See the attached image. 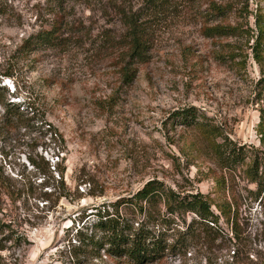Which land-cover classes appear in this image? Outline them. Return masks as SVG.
Instances as JSON below:
<instances>
[{
  "label": "rangeland",
  "instance_id": "rangeland-1",
  "mask_svg": "<svg viewBox=\"0 0 264 264\" xmlns=\"http://www.w3.org/2000/svg\"><path fill=\"white\" fill-rule=\"evenodd\" d=\"M257 14L264 0H172L164 15L143 20L148 51L126 85L127 33L107 0H0V264H128L89 243L102 237L94 226L104 212L143 225L161 246L147 264H264V185L221 169L178 115L193 112L264 151L256 132L264 67L250 48ZM54 25L55 47L23 50ZM219 26L236 33L205 30ZM8 103L20 118L5 119ZM58 165L69 196L44 200L58 186ZM217 178L236 212L234 231L223 221L209 230L162 204L144 213L120 204L154 179L213 198Z\"/></svg>",
  "mask_w": 264,
  "mask_h": 264
},
{
  "label": "trees",
  "instance_id": "trees-1",
  "mask_svg": "<svg viewBox=\"0 0 264 264\" xmlns=\"http://www.w3.org/2000/svg\"><path fill=\"white\" fill-rule=\"evenodd\" d=\"M115 6L118 15L121 16L126 29L129 42L128 58L122 69V78L126 85L133 82L136 76V69L132 68V64L137 62L144 63L148 51L147 47V30L146 23L143 21L147 17H161L164 15L168 7L172 4V0H139V7L134 10L130 7L133 0H107ZM129 4V5H127ZM57 2V6H62ZM255 26L257 34L253 35V45L251 50L253 57L261 67H264V15L257 14L255 17ZM54 27V28H53ZM52 30L38 33L27 39L22 48L24 51L35 50L34 47H55L57 45L56 28ZM206 31L213 32L212 37H229L234 35L235 31H229L225 27L206 28ZM232 32V33H231ZM5 78L11 77V73H5ZM1 87L0 91L3 90ZM31 113L35 116L38 110L33 104H30ZM3 110L6 115L5 119L10 122L12 117L20 118L22 115L16 107L15 103L3 104ZM183 123L191 129H195L207 143L209 152L213 156L217 165L226 171L241 170L248 181L258 187L264 185V151L257 150L246 145H239L228 138L222 131L221 127L213 125L210 121H199L193 112L187 110L178 114ZM260 120L256 127V132L259 136L260 144L264 146V109L260 110ZM52 129V126H49ZM54 138L59 144H64L63 136L54 131ZM59 149L60 145H59ZM62 150V149H61ZM58 179L51 176V180L58 183V186H53L55 193L48 195L44 193L43 199L50 200L51 196L58 194V197L67 198V187L64 183V171L58 168ZM50 170V167H47ZM216 190L214 197L206 196L201 192L196 193H178L166 186L163 182L154 179L148 181L142 189H140L131 198L122 201L120 204H125L126 207L134 208L135 210L144 213L151 206L162 204L166 212L172 216L192 214L191 223H198L201 226L213 227L219 229L221 221L232 226L233 231L237 227L235 219L236 212L227 200H225V182L222 178H217ZM48 185V184H45ZM50 196V197H48ZM214 208V209H213ZM147 210V211H148ZM98 214V221L95 224V230H98L102 237L99 240L95 239V235L89 238V243L93 247H101L106 249V253L110 257H115L120 260H125L128 264H147L155 259L157 253L160 252L161 246L154 243L149 237V233L145 227L134 229L133 224L129 220L122 219L119 216L110 217L108 212ZM83 236H78L79 242H84ZM161 243V241H160ZM163 250V249H162Z\"/></svg>",
  "mask_w": 264,
  "mask_h": 264
}]
</instances>
